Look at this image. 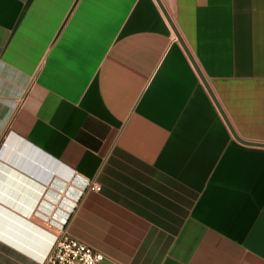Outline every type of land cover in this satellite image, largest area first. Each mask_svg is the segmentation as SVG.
I'll list each match as a JSON object with an SVG mask.
<instances>
[{
	"label": "crops",
	"instance_id": "crops-1",
	"mask_svg": "<svg viewBox=\"0 0 264 264\" xmlns=\"http://www.w3.org/2000/svg\"><path fill=\"white\" fill-rule=\"evenodd\" d=\"M160 2L264 144V0ZM4 140L0 264H42L64 220L99 264H264V148L156 0H0Z\"/></svg>",
	"mask_w": 264,
	"mask_h": 264
},
{
	"label": "built area",
	"instance_id": "built-area-1",
	"mask_svg": "<svg viewBox=\"0 0 264 264\" xmlns=\"http://www.w3.org/2000/svg\"><path fill=\"white\" fill-rule=\"evenodd\" d=\"M90 190L97 191L99 188L92 185ZM102 259V254L69 234L65 220L42 264H99Z\"/></svg>",
	"mask_w": 264,
	"mask_h": 264
},
{
	"label": "rangeland",
	"instance_id": "rangeland-1",
	"mask_svg": "<svg viewBox=\"0 0 264 264\" xmlns=\"http://www.w3.org/2000/svg\"><path fill=\"white\" fill-rule=\"evenodd\" d=\"M4 142L5 140L1 142L0 148ZM30 158H33V156L31 155ZM13 159L14 160H12L11 162L7 161L9 166L21 171V173L25 177H27L28 180H62V182L63 180H71L69 175L64 174L63 172H59L57 168L48 165L46 162L42 161L39 158L29 159L24 155H19L18 153H16ZM17 160H18V163H17ZM19 162L23 163L24 166L23 165L19 166ZM8 175H14L18 178H20L19 176H22L21 174H18V172L14 170L8 173L7 177ZM64 195H65L64 192L60 194L61 207H62V203H64L63 201Z\"/></svg>",
	"mask_w": 264,
	"mask_h": 264
},
{
	"label": "water",
	"instance_id": "water-1",
	"mask_svg": "<svg viewBox=\"0 0 264 264\" xmlns=\"http://www.w3.org/2000/svg\"><path fill=\"white\" fill-rule=\"evenodd\" d=\"M156 2H157V4H158V6L160 7V9H161L163 15L165 16L166 20H167L168 23L170 24V26H171V28H172V30H173V32H174V34H175L177 40L179 41V43L182 45V47H183L184 50L186 51V53H187V55H188L190 61L192 62L193 66L195 67V69H196V71H197V73H198V76H199L201 82L204 84L205 88L207 89V91H208L209 95L211 96V98H212L214 104L216 105L218 111L220 112L222 118L224 119L226 125L228 126V128H229V130H230V132H231V134H232V136H233V138H234L237 142H239V143H241V144H243V145L264 148V144H255V143H251V142H246V141L241 140V139L236 135V133L234 132V130H233V128L231 127L230 123L228 122L226 116L224 115V112L222 111V109L220 108L218 102H217L216 99L214 98V96H213V94H212L210 88L208 87V85H207L205 79L203 78L202 74L199 72L198 68L196 67V65H195V63H194L192 57L188 54V52H187V50H186V48H185V46H184V44H183V42H182L180 36L178 35V33H177L175 27L173 26V24H172V22H171V20H170V18H169V16H168V14H167V12L165 11L164 7H163L162 4H161L160 0H156Z\"/></svg>",
	"mask_w": 264,
	"mask_h": 264
}]
</instances>
